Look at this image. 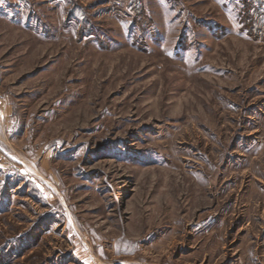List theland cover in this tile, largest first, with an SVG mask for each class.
<instances>
[{
  "label": "rangeland",
  "instance_id": "374dc122",
  "mask_svg": "<svg viewBox=\"0 0 264 264\" xmlns=\"http://www.w3.org/2000/svg\"><path fill=\"white\" fill-rule=\"evenodd\" d=\"M0 264H264V0H0Z\"/></svg>",
  "mask_w": 264,
  "mask_h": 264
}]
</instances>
